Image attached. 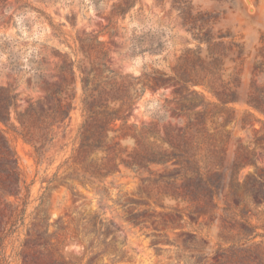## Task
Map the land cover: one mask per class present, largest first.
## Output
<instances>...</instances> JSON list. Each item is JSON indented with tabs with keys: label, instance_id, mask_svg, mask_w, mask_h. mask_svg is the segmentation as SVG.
<instances>
[{
	"label": "rangeland",
	"instance_id": "1",
	"mask_svg": "<svg viewBox=\"0 0 264 264\" xmlns=\"http://www.w3.org/2000/svg\"><path fill=\"white\" fill-rule=\"evenodd\" d=\"M128 5L124 15L112 18L115 34L110 36L105 27L114 8ZM88 38L94 42L88 43ZM99 44L107 52L110 69L129 80L146 83L158 75L171 78L185 73L198 81L186 85L189 92H196L193 97L199 106L180 114L174 84L146 88L135 101L128 123L152 126L162 134L165 129L179 131L189 114L205 110L208 133L220 136L223 143L204 141L190 154L196 152L200 159V176L212 177L215 186L218 183L215 208L190 215L184 208L187 202L177 206L170 197L156 202L164 182L155 181L176 175L177 166L171 162L139 172L120 166L118 172L93 185L60 179L49 183L57 167L74 157L78 147L82 90L77 69L71 84L76 93L73 110L66 124L54 130L41 161L18 134L16 114L43 99L41 90L31 89L39 66L61 62L56 57L60 55L89 69ZM50 73L56 76L49 82L54 84L58 77ZM200 81H214L220 90L238 85L237 101L220 104ZM0 85H10L18 94L10 122L0 123V130L18 157L22 187L30 191L26 215L44 202L49 223L44 236L53 244L44 261L52 257L58 264H237L234 253L253 251L257 244L264 252V240L251 232V227H258L255 233H263L256 216L262 208L254 206L264 199L259 188V182L264 183V116L246 103L255 89L264 92V0H0ZM259 137L263 145L255 144ZM121 146L130 152L134 141L128 137ZM238 150L242 158L235 170ZM70 164L72 159L59 174ZM208 169L218 175H205ZM196 183H189V191ZM235 192L252 197L254 205L247 208L244 219L237 216L240 208L223 211L226 204L237 207ZM4 199L20 203L13 197ZM30 228L43 230L27 217L18 238L6 240L9 264H23L21 246ZM241 254L245 256L242 264L255 260L251 253Z\"/></svg>",
	"mask_w": 264,
	"mask_h": 264
},
{
	"label": "trees",
	"instance_id": "2",
	"mask_svg": "<svg viewBox=\"0 0 264 264\" xmlns=\"http://www.w3.org/2000/svg\"><path fill=\"white\" fill-rule=\"evenodd\" d=\"M129 6L114 8V12H112V16L105 27L110 36L115 34L112 18L117 15H124ZM197 21L204 22L202 19ZM197 38L200 41L204 40L198 36ZM93 42L94 38H88V43L92 44ZM205 42L214 43L211 39H205ZM99 45L96 61L90 63L89 69L82 67L80 61L68 62L65 56L60 55H56V57L61 62L45 63V67L39 66L37 77L31 81V89L33 91L41 90L43 99L39 98L16 114V120L20 126L18 134L33 147L35 157L38 162L41 161L46 144H51L54 139V130L66 124L73 110L76 93L71 84L76 80L75 68L77 69L82 90L80 99L82 122L76 134L78 147L74 157H69L57 167L56 173L49 183L60 179L64 183L77 181L80 184L93 185L95 181L101 182L118 172L120 166H124L133 172H139L148 169L151 165L166 167L171 162L177 166L176 175L155 181L156 183L164 182V191L157 195L156 202H161L163 197H170L177 203V206L187 202L189 206L184 208L188 210L190 215L198 210L215 208L216 204L213 203V199L217 195L218 183L215 186L217 181H211L212 177L203 179L200 176L198 166L200 159H197L196 152L190 154V150L195 149L196 151L204 141L223 143L220 136L215 138L216 134L208 133V129L205 127V110L189 114L186 126L179 131L165 129L162 134L152 126L138 128L136 125L128 123V117L135 101L142 96L146 88H157L169 83L174 84V96L180 98V114L199 106L200 103L193 97L196 92H189L186 85L188 82L198 84V81L189 79L185 73H178L171 78L158 75L146 83L140 82L138 78L129 80V76H122L110 69L106 62L107 52L104 51L102 44ZM134 52L135 50L132 53ZM196 57L198 60L199 57ZM216 61L215 59L214 62L216 63ZM50 71L58 77L54 84L49 83L50 80L54 81L56 78L55 75H51ZM210 73L215 76V73ZM200 82L199 84L205 86L220 104L226 105L237 101L236 89L238 85L233 88L227 87V85L220 90L214 81ZM69 92L73 93L69 94ZM17 97L15 88L10 85H0L1 124L7 125L10 122V110L16 105ZM246 103L264 116L263 91L255 89V94H250ZM130 129L133 130L130 131ZM128 137L134 141V147L130 152L127 151V147L121 146V141ZM262 140L263 137L256 138L255 144L263 145ZM239 153L240 150H238L236 158L238 161L234 164L235 170L242 158V154ZM71 159L73 164L68 165L59 174L60 169ZM77 170H81L83 173L76 174L75 171ZM217 173L208 169L205 175H218ZM257 175L259 179L263 178V174L258 173ZM178 179L182 180L180 184H177ZM193 180L197 181L195 189L189 191V183ZM259 188L264 198V183L259 182ZM190 194L192 197L188 199ZM234 194L237 199V207L226 204L223 211H235L240 208L237 216L244 219L247 216V208L254 205L252 204V197L248 193L238 195L235 192ZM29 196L28 187H22L18 157L0 130V264H9V257L5 256L4 253L5 242L14 235L18 238L19 229L25 226L27 217L41 225L43 230L41 232L34 228L27 230L28 240L26 239L25 244L21 246L23 247L22 253L25 255L23 264H58L52 257L44 261V257L50 254L49 251L53 248L50 239L44 236L47 233L49 223L43 201L33 212L26 215ZM6 197H13L20 203L8 202L4 199ZM254 208H262L256 216L262 222L260 228L263 233H255L258 227H251V232L254 237L264 240V199L255 204ZM110 226L114 230H118L112 223L109 224ZM254 247L253 251L246 250L234 253L233 258H235L236 263L242 264L245 256L241 253H251L255 255L252 264H264V252L258 250V244Z\"/></svg>",
	"mask_w": 264,
	"mask_h": 264
}]
</instances>
